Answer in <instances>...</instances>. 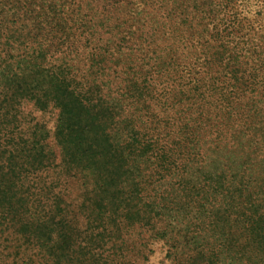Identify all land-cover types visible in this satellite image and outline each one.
I'll list each match as a JSON object with an SVG mask.
<instances>
[{
	"label": "trees",
	"instance_id": "1",
	"mask_svg": "<svg viewBox=\"0 0 264 264\" xmlns=\"http://www.w3.org/2000/svg\"><path fill=\"white\" fill-rule=\"evenodd\" d=\"M190 1L181 4L177 0H0V68L16 70L15 63H28L34 57L41 60L37 73L46 72L55 88V95L49 100L58 111L57 134L63 130L67 134H84L87 126L95 124L103 114L99 110L104 102L103 86L112 80L125 82L122 88L118 87L122 96L134 88L142 103L157 100L153 105L155 111L148 105L139 109L146 125L158 114H164L165 104L159 107L160 100L186 104L180 115L159 117L155 130H146L154 132L142 141L144 154L140 161L149 172L148 186L177 176L173 184L178 190L177 199L186 202V206L182 204L183 211L189 212V204H196L193 232L198 236L210 233L209 248L215 239L221 245L219 248L226 251L238 249L236 244L243 241L244 246L257 250L255 258L262 259L264 264V211L261 205L252 204L257 193L246 189V184L252 183L264 194V69H254V48L233 41L239 39L233 36L237 32L232 33L239 25L236 14L226 15L220 10L221 17L211 14L210 23L205 17L200 23L195 16L198 1ZM230 2L219 0L217 6L227 8ZM166 23L176 26L170 32L157 29L164 34L163 42H168L163 52L167 59L150 63L144 59L150 44L148 28L151 24L164 27ZM217 33L227 38L220 39L215 46ZM228 48L236 52L246 49V59L242 61L237 53L225 54ZM239 63L250 68L240 70ZM148 70L154 71L156 80L151 81ZM174 79L187 87L182 98L174 94ZM6 81L15 85L8 76ZM164 82L172 84L163 87ZM112 86L107 87V98ZM159 88L167 89L169 94L158 95ZM14 90L20 92L19 87ZM25 98L34 101L35 109L46 108L35 95ZM118 102L112 105L119 106L123 113L129 110L126 106L132 105L127 97ZM80 116L88 117L84 128L76 120ZM73 143L68 137L58 145L65 151ZM192 148L210 152V169H204L206 164L200 165L196 177L187 164L190 157L196 156ZM8 161L3 166L7 171L11 167ZM247 161L254 166H250V175L243 179L238 171ZM193 178L196 181H191ZM140 188L136 182L135 195L141 192ZM2 190L0 180V194ZM155 202L157 199L153 198L151 203ZM238 204L240 212L236 216L232 207ZM161 214L154 211L155 217ZM237 218L245 228L243 236L234 233ZM211 256L217 259L219 255Z\"/></svg>",
	"mask_w": 264,
	"mask_h": 264
},
{
	"label": "rangeland",
	"instance_id": "2",
	"mask_svg": "<svg viewBox=\"0 0 264 264\" xmlns=\"http://www.w3.org/2000/svg\"><path fill=\"white\" fill-rule=\"evenodd\" d=\"M197 1L199 7L195 16L200 23L203 17L210 23L211 14L221 17L220 10L226 15H237L239 25L232 33L237 32L233 36L239 39L233 41L254 48V69L262 71L264 0H231L227 8L217 6L219 0ZM230 6L233 7L231 12ZM148 29L150 44L144 59L161 63L167 59L163 52L168 42H163L164 34L157 29L170 32L176 26L166 23L156 28V24H151ZM217 37L215 46L220 39L227 38L220 33ZM236 53L242 61L246 59L243 58L246 49L236 52L228 48L225 54L233 56ZM40 61L34 57L28 63H15L16 70L0 68V180L3 188L0 194V264H262V259L255 258L257 250L244 246L243 241L236 244L238 249L226 251V248H219L221 245L215 239L209 248L207 242L211 234L198 236L193 232L197 223L196 204L190 203V211H183L186 202L177 199L178 190L173 184L177 176L148 186L149 172L140 161L144 154L142 141L153 136V130L160 124L159 117L178 116L186 104L180 101L181 104L173 105V101L168 104L166 99L160 100L159 107L165 104L164 114H158L146 125V118L140 116L139 109L141 105H148L155 111L153 105L157 100L142 103L136 98L134 88L122 96L118 87L122 88L125 82L112 80L103 86L104 102L99 106L103 114L97 117L95 124L88 128L85 124L88 117L80 116L76 120L83 128L87 126L84 134H67L64 130L57 134L58 111L49 100L55 95V88L46 72L40 69L42 74L37 73ZM238 68L250 67L239 63ZM148 74L151 81L156 80L154 71L148 70ZM7 76L15 85L6 81ZM122 79L126 81L124 75ZM173 81L176 82L174 94L182 98L187 94V87L177 79ZM165 82L163 87L172 84ZM111 85V95L107 98V87ZM14 87H19L20 92ZM156 90L158 95L169 94L165 88ZM20 93L22 96H17ZM26 95L28 98L35 95L46 108L35 109L34 101L26 99ZM123 97L131 99L132 103L126 106L129 110L125 113L119 106L112 105ZM151 128L154 129L146 131ZM68 137L74 143L66 148L69 152H65L58 144ZM191 152L196 156L188 159V170L196 177L200 165L206 164L204 169L207 168L210 152L198 148H192ZM8 159L11 167L7 171L3 166ZM250 166H254L253 162L247 161L238 176L247 178ZM136 182L141 187L138 195L134 194ZM194 186L196 189L197 185ZM246 189L249 193H257L252 204L261 205L264 211V194L252 183H247ZM153 198L157 202L151 203ZM206 202L203 200L204 204ZM220 206L224 208V201ZM232 208L237 216L239 204ZM154 211L162 214L155 217ZM234 225L238 226L234 227V233L243 236L245 228L238 218ZM211 254L219 256L214 259Z\"/></svg>",
	"mask_w": 264,
	"mask_h": 264
}]
</instances>
